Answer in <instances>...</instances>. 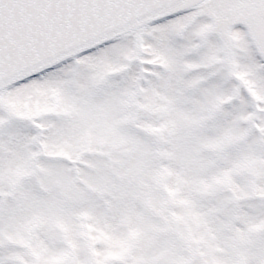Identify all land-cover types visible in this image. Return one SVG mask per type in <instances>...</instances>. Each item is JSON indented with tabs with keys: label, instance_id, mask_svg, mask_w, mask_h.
<instances>
[{
	"label": "snow or ice",
	"instance_id": "obj_1",
	"mask_svg": "<svg viewBox=\"0 0 264 264\" xmlns=\"http://www.w3.org/2000/svg\"><path fill=\"white\" fill-rule=\"evenodd\" d=\"M0 264H264V0H0Z\"/></svg>",
	"mask_w": 264,
	"mask_h": 264
}]
</instances>
